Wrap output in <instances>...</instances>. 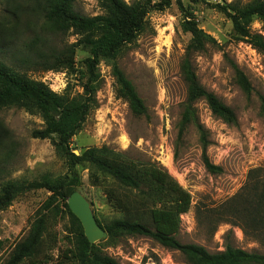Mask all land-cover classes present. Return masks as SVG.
I'll use <instances>...</instances> for the list:
<instances>
[{"label": "rangeland", "instance_id": "1", "mask_svg": "<svg viewBox=\"0 0 264 264\" xmlns=\"http://www.w3.org/2000/svg\"><path fill=\"white\" fill-rule=\"evenodd\" d=\"M123 1L146 5L145 32L114 62L135 87L147 108V117L138 118L130 113L127 103L116 96L110 64L100 61L97 65L100 89L95 95L97 108L90 112L81 130L71 139L73 154L78 156L89 148L107 147L132 160L156 164L191 197L189 211L180 216L177 240L181 244L198 245L215 254L223 251L225 235L231 230L236 248L264 254L263 245L245 238L236 227L221 224L210 235L206 223L198 225L195 214L200 211L205 217L207 210L238 193L250 170L264 168V115L260 111V96L264 97V54L234 37L231 22L220 9L234 2L244 5L252 0H183L182 10L172 2L162 11L155 8L161 0ZM32 3L33 0H10L8 4V0H0L1 60H10L9 51L21 49L36 38L57 48L76 41L70 33L49 32L40 16L31 11ZM15 5L28 7V10H22L15 17L10 13ZM73 10L87 17L102 15L95 0H74ZM185 18L195 21L213 40L192 57L199 84L229 107L236 118L234 124H227L213 116L204 101L198 100L193 105L206 133L207 157L222 169L219 175L205 170L200 135L195 127L187 126L181 134L178 130L187 96V86L179 70L190 41V35L180 29V22ZM250 32L264 38L263 23L253 21ZM89 57V50L80 46L75 53L73 72L44 71L34 66L26 70V75L44 83L56 94L76 97L83 92L84 62ZM234 68L247 79L249 92L238 85ZM0 125L7 133L0 145V190L10 181L30 183L43 176H70L66 163L55 155L50 141L31 138L32 131L42 126L39 117L9 107L0 111ZM75 173L79 181L72 188L87 200L93 215L103 225L118 219L120 215L105 195V190L115 185L105 180L92 183L88 171L81 166L75 167ZM115 188L132 206L133 213L142 211L134 192L122 194L121 189ZM49 196L44 190L28 192L0 211V263L6 260L13 245L27 236L35 212ZM64 226L66 220L59 218L51 232H61ZM106 239L94 245L117 264H188L179 252L163 248L146 237L125 236L109 242ZM61 242L59 250L52 252L54 259L64 248ZM43 245L45 251L46 244Z\"/></svg>", "mask_w": 264, "mask_h": 264}, {"label": "trees", "instance_id": "2", "mask_svg": "<svg viewBox=\"0 0 264 264\" xmlns=\"http://www.w3.org/2000/svg\"><path fill=\"white\" fill-rule=\"evenodd\" d=\"M95 1L102 15L87 17L73 10L74 0H33L31 11L40 16L49 32L70 33L77 38L76 41L57 48L36 38L21 49L9 51L10 60L0 59V111L16 107L39 117L42 126L32 131L31 138L50 141L55 155L64 160L71 176H43L30 183L10 181L1 188L0 211L9 207L16 197L28 192L44 190L50 196L35 212L27 236L13 245L6 260L0 264H117L96 245L88 244L79 221L67 207L66 199L75 191L72 187L77 186L79 181L76 166L88 171L92 183L110 181L122 190V194L134 192L142 208L139 213H133L132 206L122 199L115 187L106 189L108 203L120 215L104 225L94 216L97 224L107 233V242L125 236L146 237L163 248L179 252L188 264H264V254L246 252L233 245L231 230L225 235L223 251L215 254L198 245L181 244L177 240L180 216L189 211L191 197L163 168L154 163L132 160L107 147L89 148L78 156L73 154L71 139L81 130L90 112L97 108L95 95L100 89L97 72L100 61L110 64L116 96L127 103L130 113L138 118L147 117V108L135 87L114 62L145 32L146 5L139 1L131 4L123 0ZM182 1L161 0L155 8L162 11L174 2L182 10ZM24 9L28 10V7L15 5L10 13L16 17ZM220 9L231 22L234 37L264 54V38L250 32L253 21L258 20L264 25V0H252L244 5L234 2ZM180 29L190 35V41L179 65L187 86V96L178 130L181 134L187 126L195 127L202 144L203 166L208 173L219 175L222 169L207 157L206 133L196 118L193 105L198 100L204 101L211 114L227 124L235 123V114L199 84L193 69L192 57L201 53L213 40L192 19L181 21ZM80 46L87 48L90 54L84 62L86 75L81 95L56 94L44 83L26 75V70L34 66H40L44 71L73 72L75 53ZM234 69L238 85L249 92L251 88L247 79ZM260 111L264 115L262 96ZM6 137L7 133L0 125V145ZM195 214L198 225L206 223V231L210 235L219 225L226 224L238 228L245 238L264 246V168L250 170L238 193L207 210L205 217L200 211ZM59 218L66 220L64 230L51 232ZM60 240L64 248L54 259L52 252L59 250ZM43 244H46L45 251Z\"/></svg>", "mask_w": 264, "mask_h": 264}, {"label": "water", "instance_id": "3", "mask_svg": "<svg viewBox=\"0 0 264 264\" xmlns=\"http://www.w3.org/2000/svg\"><path fill=\"white\" fill-rule=\"evenodd\" d=\"M66 204L71 214L79 221L90 246L107 238L105 230L97 224L89 203L79 192H72L66 199Z\"/></svg>", "mask_w": 264, "mask_h": 264}]
</instances>
